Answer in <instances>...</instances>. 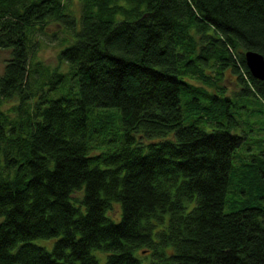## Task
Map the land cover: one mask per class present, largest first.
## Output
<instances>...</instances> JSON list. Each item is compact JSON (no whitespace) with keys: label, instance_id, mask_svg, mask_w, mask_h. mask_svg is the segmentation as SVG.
Returning a JSON list of instances; mask_svg holds the SVG:
<instances>
[{"label":"trees","instance_id":"obj_1","mask_svg":"<svg viewBox=\"0 0 264 264\" xmlns=\"http://www.w3.org/2000/svg\"><path fill=\"white\" fill-rule=\"evenodd\" d=\"M72 2L0 0V264H264V135L237 130H264V0ZM47 28L68 73L33 55Z\"/></svg>","mask_w":264,"mask_h":264},{"label":"rangeland","instance_id":"obj_2","mask_svg":"<svg viewBox=\"0 0 264 264\" xmlns=\"http://www.w3.org/2000/svg\"><path fill=\"white\" fill-rule=\"evenodd\" d=\"M71 6L73 7V9L76 11V13L80 12V4H79V0H73ZM54 27V26H53ZM56 28H54L55 30ZM51 30V28H47V31H38L36 34H34L33 37V41H32V52L33 55L35 57V59H39L42 61V63L44 65H48L51 68H58L59 70H62L64 72L69 71V67H68V63L61 60L59 57V53L60 50L62 49L63 45L67 42V40H69L71 38V30H58L55 31L54 34H52L51 32L54 31ZM67 38V39H65ZM10 57V50L8 49H0V73L3 72L4 70V65L7 61V59ZM68 77H70V75L68 74ZM223 78H221L220 80H218L217 84L219 85L218 87L216 86H210V91H216L218 93L219 92V88L220 89H224L225 93L228 95H234L233 93L240 88V85L237 83L234 74L229 70L226 69L224 71V74L222 76ZM75 79V83L73 81V79H68V83L66 84L65 87H63L62 91L66 90V87H70V86H75L78 87V81L76 79V77H74ZM217 88V89H216ZM184 102H185V97L183 96ZM17 98L14 97L12 99L8 100H4L2 107L3 109H7L10 105L17 103ZM183 103V111L184 114L186 116V120H189V117L196 115V113H192L191 110H189L188 106L186 103ZM256 108H260V104H256ZM258 113L260 114L259 117V122H261L262 120V116H261V112L258 111ZM237 118V114H234ZM248 118H244L243 122H240V128H237L238 131H244L246 132L249 140L248 142H252V140L256 141L259 140V138H262V133L264 135V130H261L259 134H253L251 132V130H254L253 124L249 123V121L247 120ZM244 124V126H243ZM113 129H115L114 126H111ZM234 129V128H233ZM109 132L112 130H108ZM262 146V143H242L237 150L239 149H245L247 150V152H251L249 149V147H252L254 152L258 151ZM236 150V152H237ZM235 153V152H234ZM253 153V152H252ZM236 155V153H235ZM236 165V163H234ZM236 187L237 184H235V180L234 177H232L231 183L229 185L228 188V192H227V202L225 206V211H230L232 209H236V207L238 208L240 206V201H238L237 197H236ZM237 200V201H236ZM34 241L38 242V243H42V244H46L49 247H51L50 245H52V243L54 242V239H49V240H45L43 238H36L34 239ZM95 254L99 255L100 260H99V264H103L104 262V257L105 255L102 254L99 250H95Z\"/></svg>","mask_w":264,"mask_h":264},{"label":"water","instance_id":"obj_3","mask_svg":"<svg viewBox=\"0 0 264 264\" xmlns=\"http://www.w3.org/2000/svg\"><path fill=\"white\" fill-rule=\"evenodd\" d=\"M245 61L253 76L264 79V54L255 49H246Z\"/></svg>","mask_w":264,"mask_h":264}]
</instances>
